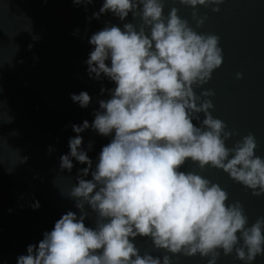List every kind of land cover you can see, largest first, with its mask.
I'll return each mask as SVG.
<instances>
[{"label": "clouds", "instance_id": "9594fccd", "mask_svg": "<svg viewBox=\"0 0 264 264\" xmlns=\"http://www.w3.org/2000/svg\"><path fill=\"white\" fill-rule=\"evenodd\" d=\"M178 2L192 8L199 28L208 18L199 14V6L220 12L224 0ZM164 8L165 0H103L88 18L110 12L121 21L131 14L136 22L108 23L88 40L94 46L85 61L89 77H107L115 87L101 88L110 98L99 100L91 123L71 125L77 135L68 141L70 151L59 157L61 171H72L73 158L87 165L78 169L68 194L80 214H63L38 244L27 246L17 264H173V257L197 254L217 264L221 254L233 252L252 264L264 256V216L249 225L243 204L229 202L219 183L181 170L191 160L201 170H223L254 196L264 195V157L256 154L255 134L228 147L226 141L238 132L213 116L215 91L203 87L223 63L220 36L196 31L179 8L171 7L167 15ZM235 75L243 78L241 72ZM70 98L82 108L92 100L87 91ZM89 128L112 137L94 169L79 135ZM92 146L89 141L88 150ZM53 151L50 145L48 154ZM86 205L95 213L94 227L85 224ZM39 206V201L32 205ZM138 236L150 238L165 254L141 255L134 242Z\"/></svg>", "mask_w": 264, "mask_h": 264}, {"label": "water", "instance_id": "95a60500", "mask_svg": "<svg viewBox=\"0 0 264 264\" xmlns=\"http://www.w3.org/2000/svg\"><path fill=\"white\" fill-rule=\"evenodd\" d=\"M102 3L0 0V264H17V257L27 254V246L38 244L43 233L51 231L67 211L80 214L68 194L77 182L78 169L87 165L73 158L72 171H61L59 157L70 151L68 141L77 135L71 125L84 120L91 123L99 100L110 98L107 91L101 93V88L115 87L107 77H89L85 61L94 46L88 40L108 23L122 27L126 22H136L131 14L121 21L110 12L89 21ZM173 6L196 31L220 36L223 63L203 87L215 91L210 97L215 106L213 116L238 132L226 145L231 147L251 132L258 143L256 154L264 157V0H224L220 12L199 6V14L207 13L208 17L199 28L192 19V8L178 0H165V15ZM237 72L243 73L242 79L236 78ZM81 91L92 97L86 108L70 98V94ZM196 91L199 94L201 89ZM200 116L203 119V113ZM194 122L199 126V121ZM79 135L94 169L102 146L112 137L101 136L91 128ZM89 141L93 142L91 150ZM50 145L54 148L51 155ZM25 156L28 160L22 162ZM181 170L219 183L229 193V202L243 204L249 225L264 216V195H252L223 170H201L191 160ZM36 201L40 206L34 209ZM85 207L89 212L85 224L94 227L95 213ZM134 242L141 255L165 254L163 249H155L148 237L138 236ZM173 264H207V258L180 255L173 257ZM217 264L244 262L233 252L221 254ZM252 264H264V256H258Z\"/></svg>", "mask_w": 264, "mask_h": 264}]
</instances>
